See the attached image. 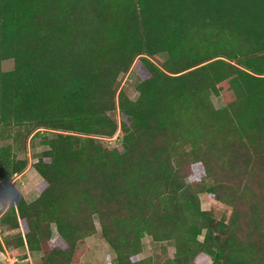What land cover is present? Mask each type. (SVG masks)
<instances>
[{"label": "trees", "instance_id": "16d2710c", "mask_svg": "<svg viewBox=\"0 0 264 264\" xmlns=\"http://www.w3.org/2000/svg\"><path fill=\"white\" fill-rule=\"evenodd\" d=\"M136 59L132 100L119 79ZM6 138L45 147L39 197L17 194L0 217L22 259L81 264L99 228L107 264H264V0H0ZM18 157L0 147L6 199ZM204 194L233 209L228 222ZM146 236L174 256L140 258Z\"/></svg>", "mask_w": 264, "mask_h": 264}, {"label": "rangeland", "instance_id": "374dc122", "mask_svg": "<svg viewBox=\"0 0 264 264\" xmlns=\"http://www.w3.org/2000/svg\"><path fill=\"white\" fill-rule=\"evenodd\" d=\"M167 54L162 53L158 54L153 61L159 65L167 60ZM140 61L136 59L131 70L120 77V88L125 91L130 99L136 100L138 98V93L136 92V87L140 82L138 78V71L140 69ZM14 62L13 60L3 61L1 63V70L4 72L10 71L13 69ZM211 101L213 105L217 108H223L225 102L221 96H212ZM114 118L120 121L121 113L119 110L113 115ZM119 137V136H118ZM116 137V138H118ZM104 140L111 147H121L120 137L116 140ZM10 147L12 148V153H18V158L27 159L28 166L24 171L25 175L17 182L18 188L16 192L27 195L28 199H25L27 202L33 201V198H36L40 192L38 185L41 182V178L33 168V164L37 162L35 155L36 153H41L45 150V147L40 146L35 150L24 151L20 147L19 143H14L13 140H0V147ZM22 173V174H24ZM21 175V174H20ZM17 175L13 178L15 179ZM11 185V184H10ZM19 194V193H18ZM201 208L204 211H211L217 220H224L228 222L232 217L233 209L221 202L210 199L207 195H202L200 197ZM58 236L55 226H53V240ZM204 236L200 237V240H203ZM87 250L81 258V264H107L108 259L114 258V253L111 250L110 246L103 239L100 229L98 228L97 232L93 235L86 238ZM174 256L173 247L167 242H155L149 236L143 238V249L140 254V258L146 259L151 258L155 263L171 259ZM37 264H42L41 257L37 259ZM199 264H212V260L209 257L202 259Z\"/></svg>", "mask_w": 264, "mask_h": 264}, {"label": "crops", "instance_id": "0c3cea01", "mask_svg": "<svg viewBox=\"0 0 264 264\" xmlns=\"http://www.w3.org/2000/svg\"><path fill=\"white\" fill-rule=\"evenodd\" d=\"M25 175L24 174H17L16 178L12 179L10 181L9 187H4L8 191V198H3V193L1 194L0 190V202H2V208L0 209V217L8 210L11 202L14 200L15 196L20 193L16 192L18 188H20L17 184V182ZM0 184L3 185V183L0 180ZM4 186V185H3ZM24 195V194H23ZM39 195L36 198H33V201H35ZM25 199H28L27 195H24ZM31 201V202H33ZM19 230H10L5 227L0 226V241H1V248H0V264H37V259L39 255L37 254H31L28 253L27 257L22 259L20 258V248L17 247V244L13 242V236L18 234ZM7 241L13 242V247L7 246Z\"/></svg>", "mask_w": 264, "mask_h": 264}, {"label": "water", "instance_id": "95a60500", "mask_svg": "<svg viewBox=\"0 0 264 264\" xmlns=\"http://www.w3.org/2000/svg\"><path fill=\"white\" fill-rule=\"evenodd\" d=\"M2 208V202H0V209Z\"/></svg>", "mask_w": 264, "mask_h": 264}]
</instances>
